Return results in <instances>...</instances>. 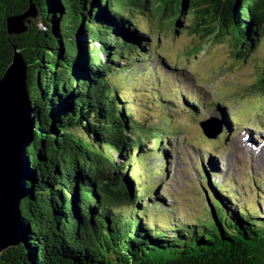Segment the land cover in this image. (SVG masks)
Wrapping results in <instances>:
<instances>
[{
	"label": "trees",
	"instance_id": "obj_1",
	"mask_svg": "<svg viewBox=\"0 0 264 264\" xmlns=\"http://www.w3.org/2000/svg\"><path fill=\"white\" fill-rule=\"evenodd\" d=\"M33 1L42 17L10 35L8 18L29 0H0V78L17 46L39 126L32 199L21 207L27 247L5 251L0 264H264V216L232 205L233 191L207 192L216 221L159 227L147 217L137 171L167 136L135 115L113 79L126 69L121 61L133 68L131 59L149 56L139 12L167 16L176 33L232 40L234 57L246 60L264 40V0ZM252 86L264 93V63ZM152 138L155 147L142 148Z\"/></svg>",
	"mask_w": 264,
	"mask_h": 264
},
{
	"label": "rangeland",
	"instance_id": "obj_2",
	"mask_svg": "<svg viewBox=\"0 0 264 264\" xmlns=\"http://www.w3.org/2000/svg\"><path fill=\"white\" fill-rule=\"evenodd\" d=\"M136 20L150 35L142 52L155 56L141 62L131 59L133 68L129 60L121 61L126 69L113 79L125 89L135 115L167 136L160 146L167 151L166 159L148 153L137 171L147 190L145 196L149 195L143 204H152L147 217L156 220L159 227L206 216L211 219L207 192L212 195L214 189L222 196L233 191L237 195L230 198L232 205L254 207L263 217L264 160L255 147L264 144V136L257 143L254 132H264V93L252 85L264 63V40L256 52L242 60L234 57L232 40L209 42L186 31L173 32L167 16L147 11L139 12ZM197 46L201 49L192 54ZM193 101L200 102L197 110L191 107ZM228 109L239 120L238 130L231 121L228 134L224 132L226 124L216 138L206 137L200 120L215 117L224 124L226 117L230 123ZM246 128L253 129V134L242 131ZM240 140L251 147L248 154H240ZM154 143L152 138L142 148L150 150ZM114 157L118 163L126 161L120 154ZM161 164L163 170L156 173ZM212 179L225 188H216Z\"/></svg>",
	"mask_w": 264,
	"mask_h": 264
},
{
	"label": "water",
	"instance_id": "obj_3",
	"mask_svg": "<svg viewBox=\"0 0 264 264\" xmlns=\"http://www.w3.org/2000/svg\"><path fill=\"white\" fill-rule=\"evenodd\" d=\"M41 17L40 7L29 0L21 15L8 18V33H24L33 19ZM27 73L24 56L15 46L13 59L0 78V258L7 250L20 256L27 247L21 207L32 199L30 152L37 148L39 140ZM209 124L210 121L202 123L205 132L215 136L219 131H213ZM210 214L216 221L215 214Z\"/></svg>",
	"mask_w": 264,
	"mask_h": 264
},
{
	"label": "bare ground",
	"instance_id": "obj_4",
	"mask_svg": "<svg viewBox=\"0 0 264 264\" xmlns=\"http://www.w3.org/2000/svg\"><path fill=\"white\" fill-rule=\"evenodd\" d=\"M194 105H197V104H194ZM260 141H261V139H260ZM238 146L240 147L239 151H240L241 155H245V154H248L250 152L251 147H249L247 144L245 145L242 140L238 141ZM255 149L258 150V153L261 157L260 160L263 161L264 160V144L262 143L261 146H259L258 148L255 147Z\"/></svg>",
	"mask_w": 264,
	"mask_h": 264
}]
</instances>
